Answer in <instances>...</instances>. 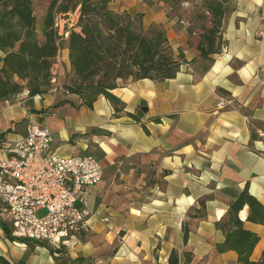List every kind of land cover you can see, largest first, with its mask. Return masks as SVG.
Here are the masks:
<instances>
[{
    "label": "crops",
    "instance_id": "0c3cea01",
    "mask_svg": "<svg viewBox=\"0 0 264 264\" xmlns=\"http://www.w3.org/2000/svg\"><path fill=\"white\" fill-rule=\"evenodd\" d=\"M202 2H109L114 11L140 14L144 27L165 30L173 54L181 52L186 60L172 78H129L111 90L115 105L104 95L89 107L74 95L29 96L27 90L0 101V141L21 137L35 121L50 131L52 152H93L103 167L101 180L88 187L86 226L66 247L70 258L168 264L175 249L179 264L236 263V251L217 249L224 240L217 222L245 187L264 206V0L227 1L222 47L199 69L201 30L194 15L204 10ZM203 13L209 25L210 14ZM35 22L42 41L43 19ZM67 36L51 67L60 85L70 84L72 76ZM247 215L244 205L238 217L259 236L250 256L258 260L264 223L248 221ZM5 227L10 228V215L0 202V254L14 264H56L47 248L7 239Z\"/></svg>",
    "mask_w": 264,
    "mask_h": 264
},
{
    "label": "trees",
    "instance_id": "16d2710c",
    "mask_svg": "<svg viewBox=\"0 0 264 264\" xmlns=\"http://www.w3.org/2000/svg\"><path fill=\"white\" fill-rule=\"evenodd\" d=\"M110 1L50 0L43 17L44 37L39 41L32 1L0 0V101L14 99L24 90L29 96L49 90L51 67L60 41L54 19L58 14L76 9L78 19L67 36L72 76L70 84L63 85L70 95L77 96L89 107L99 95H104L115 105L118 99L111 90L129 78L162 80L174 77L186 60L181 52L176 56L173 54L165 30L157 25L144 27L140 14L132 16L126 11H114L109 7ZM227 1L203 0V8L210 14L209 25H206L204 10L196 11L194 15L196 27L201 30L196 45L199 59L212 60V56L220 51V28ZM199 18L201 25L197 24ZM135 19L137 24H134ZM132 116L138 118L135 114ZM252 136H256L254 132ZM199 202L204 203L203 200ZM244 205L248 206V221L264 223V206L245 187L229 204L225 218L217 222L224 232V240L217 244V249L236 251L235 264H264V249L258 260L250 258L259 236L244 228L238 217ZM4 232L9 240L31 244L29 239L14 237L11 228L5 227ZM188 232L184 226V241ZM35 242L48 247L56 264H61L60 256L66 251L65 246ZM91 259L85 256L71 258L74 264H90ZM167 263L179 264L175 249L170 252ZM0 264L14 263L0 254Z\"/></svg>",
    "mask_w": 264,
    "mask_h": 264
},
{
    "label": "built area",
    "instance_id": "2783aa9c",
    "mask_svg": "<svg viewBox=\"0 0 264 264\" xmlns=\"http://www.w3.org/2000/svg\"><path fill=\"white\" fill-rule=\"evenodd\" d=\"M77 19V9L56 15L58 40ZM50 83L48 92L70 94L53 73ZM51 141L48 128L35 121L27 123L21 137L0 141V202L14 237L67 247L86 226L88 187L101 180L103 167L91 153L58 155L50 150Z\"/></svg>",
    "mask_w": 264,
    "mask_h": 264
},
{
    "label": "rangeland",
    "instance_id": "374dc122",
    "mask_svg": "<svg viewBox=\"0 0 264 264\" xmlns=\"http://www.w3.org/2000/svg\"><path fill=\"white\" fill-rule=\"evenodd\" d=\"M49 2H50V0H39V2H35V3H32V5H33V9H34V14H35V16H36V19H37V24L39 25H41L42 24V19H43V15H44V13H45V11H46V9H47V7H48V4H49ZM198 21H197V24H199V25H201V21H202V19H197ZM135 23L134 24H137V19H135V21H134ZM61 43V41H59V44ZM210 62V60L209 59H198L197 61H196V66L199 68V69H204L206 66H207V64ZM68 76H70L71 77V75H70V73L68 74ZM91 154H93V152H91ZM94 155V154H93ZM42 212V211H41ZM28 241H30V243L31 244H28L27 246L28 247H33V246H35V245H38V246H41V247H43L42 245L43 244H41V243H38L37 244V242H35V241H31V240H28ZM32 245V246H31ZM47 250H48V247H47ZM41 251H43V249L41 250ZM53 258V257H52ZM60 263L61 264H74L73 263V261L71 260V258H70V256L68 255V251H63L62 252V254H61V256H60ZM82 264H86V263H82Z\"/></svg>",
    "mask_w": 264,
    "mask_h": 264
},
{
    "label": "water",
    "instance_id": "95a60500",
    "mask_svg": "<svg viewBox=\"0 0 264 264\" xmlns=\"http://www.w3.org/2000/svg\"><path fill=\"white\" fill-rule=\"evenodd\" d=\"M141 112H142V106L139 107V109L136 111V113H137L138 115H141Z\"/></svg>",
    "mask_w": 264,
    "mask_h": 264
}]
</instances>
